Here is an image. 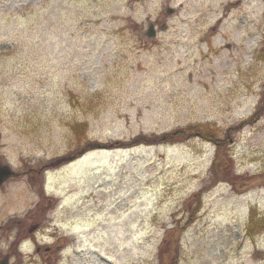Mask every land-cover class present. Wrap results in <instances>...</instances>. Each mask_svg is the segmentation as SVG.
Wrapping results in <instances>:
<instances>
[{"label":"rangeland","instance_id":"374dc122","mask_svg":"<svg viewBox=\"0 0 264 264\" xmlns=\"http://www.w3.org/2000/svg\"><path fill=\"white\" fill-rule=\"evenodd\" d=\"M0 162L8 264H264V0H0Z\"/></svg>","mask_w":264,"mask_h":264},{"label":"water","instance_id":"95a60500","mask_svg":"<svg viewBox=\"0 0 264 264\" xmlns=\"http://www.w3.org/2000/svg\"><path fill=\"white\" fill-rule=\"evenodd\" d=\"M168 12H172V8H168ZM156 34V30L154 28L153 22H149L146 30H144L141 35H145L147 37H154ZM98 146L105 147L106 145L98 144ZM13 175V170L8 164H1L0 163V184L4 182L6 179L11 177ZM0 264H8V261L6 258L3 260H0Z\"/></svg>","mask_w":264,"mask_h":264},{"label":"trees","instance_id":"16d2710c","mask_svg":"<svg viewBox=\"0 0 264 264\" xmlns=\"http://www.w3.org/2000/svg\"><path fill=\"white\" fill-rule=\"evenodd\" d=\"M76 124H78V126H79L80 123H76ZM80 125H81V124H80ZM201 127H202L201 125H200V126H196V125H195V126H192V128H201ZM73 128L76 129V126H73ZM205 129L208 130V131H207L208 133H207L205 130L203 131L204 133L209 134L210 132H212V131L210 130L211 128L206 127Z\"/></svg>","mask_w":264,"mask_h":264},{"label":"flooded vegetation","instance_id":"af4514ba","mask_svg":"<svg viewBox=\"0 0 264 264\" xmlns=\"http://www.w3.org/2000/svg\"><path fill=\"white\" fill-rule=\"evenodd\" d=\"M203 37H204V36H203ZM203 37H202V38H203ZM4 183H5V182H3L0 186L4 185Z\"/></svg>","mask_w":264,"mask_h":264}]
</instances>
